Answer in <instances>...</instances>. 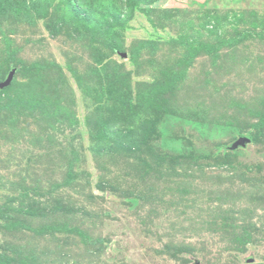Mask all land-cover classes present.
I'll return each instance as SVG.
<instances>
[{"label": "rangeland", "instance_id": "374dc122", "mask_svg": "<svg viewBox=\"0 0 264 264\" xmlns=\"http://www.w3.org/2000/svg\"><path fill=\"white\" fill-rule=\"evenodd\" d=\"M0 264H264V0H0Z\"/></svg>", "mask_w": 264, "mask_h": 264}, {"label": "water", "instance_id": "95a60500", "mask_svg": "<svg viewBox=\"0 0 264 264\" xmlns=\"http://www.w3.org/2000/svg\"><path fill=\"white\" fill-rule=\"evenodd\" d=\"M9 82V80H6L4 83L6 84V83H8ZM243 140L245 141L246 140V138H243Z\"/></svg>", "mask_w": 264, "mask_h": 264}]
</instances>
